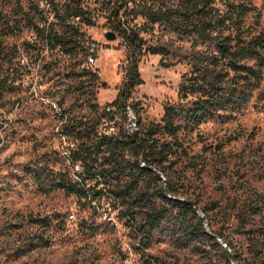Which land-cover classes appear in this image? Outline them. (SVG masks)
<instances>
[{
    "label": "rangeland",
    "instance_id": "1",
    "mask_svg": "<svg viewBox=\"0 0 264 264\" xmlns=\"http://www.w3.org/2000/svg\"><path fill=\"white\" fill-rule=\"evenodd\" d=\"M179 3L0 0V264H264V67L240 62L262 71L256 88L246 87L244 77L254 83L246 71L224 79L246 91L247 102L240 98L237 108L231 100L197 125L185 121L198 94H179L183 77L195 74L193 63H202V72L205 65L217 69V52L132 12L135 5L171 10ZM119 8L135 45L116 29ZM213 9L234 44L264 30V0H216ZM51 35L64 37L62 45ZM124 90L146 151H124L114 171L111 153L95 143L103 119L119 137L131 136L116 109ZM167 107L179 111L172 129L162 123ZM83 162L102 176L83 174ZM136 163L144 164L141 175L132 172ZM77 182L83 197L71 190ZM136 192L143 202L133 206ZM170 198L193 203L216 240L200 234L185 247V226L172 220L181 204ZM152 207L167 216L150 228ZM128 210L137 212L133 220Z\"/></svg>",
    "mask_w": 264,
    "mask_h": 264
},
{
    "label": "trees",
    "instance_id": "2",
    "mask_svg": "<svg viewBox=\"0 0 264 264\" xmlns=\"http://www.w3.org/2000/svg\"><path fill=\"white\" fill-rule=\"evenodd\" d=\"M216 0H181V3L177 5L175 9L171 10H162L161 8L153 9L152 7H146L145 5H135L132 12H135L136 16L140 15L144 17L151 24L163 23L168 28H171L175 33L182 35L194 36L195 42L200 43H209L212 44L217 52V55L214 56L213 66L217 69H209L208 65L204 66V72L200 65L202 63H193L191 65L192 72L194 75H190L188 78L183 77V82L179 87V94L185 97L188 93L198 94L197 99L192 103V105L185 112V121L194 123L195 125L200 124L202 121L207 120L208 118L215 119V112L218 108L224 110L232 103L238 108L240 106V98L242 101H246L248 96L246 91H237V86L235 85L233 89L226 87L229 80H224L225 77L229 76V72L232 71L235 74L240 72L248 73L253 77L252 83L248 77H244L243 80L246 81L245 85L247 88L257 87L260 84L261 70L254 71L250 67H246L240 62L245 59H253L257 62L260 68L264 67V30L252 40L248 42L241 41L239 37H236V43H232L234 40L230 35L223 34L224 18L217 17L213 4ZM232 6V5H230ZM179 8V9H178ZM242 10L241 14H244V7H240ZM122 8H119V11H114L113 17L119 22L117 23V31L120 35L123 36L131 45L137 44L138 38L135 34H130L127 27L120 24L119 13ZM76 13L75 17H78ZM228 18V17H227ZM232 20V17H230ZM232 24V22L230 23ZM236 33H238L239 27L233 26ZM229 30V28H228ZM49 39L54 44H61L64 42V37L58 35H51ZM151 54H157L158 51L150 49ZM204 64V63H203ZM166 67V65H164ZM218 70V71H217ZM133 70L129 72V75H132ZM222 72L225 74L222 75ZM229 91V95H227ZM239 96L237 101H233L234 95ZM118 104V101H116ZM179 111L174 107H167L164 112L162 123H164L167 128H174V122L179 116ZM184 112V111H183ZM215 115V116H214ZM144 141L139 138V133L131 135L128 138L119 137L118 135H103L97 140L96 148L97 150H102L103 147L107 148L111 153L110 155L113 158L112 166L114 171L121 169L122 163L120 162V157L125 151L131 150L132 157H138L139 155L145 153ZM129 147V148H128ZM146 158V156H144ZM78 157H74L73 161H78ZM83 174L88 176L100 175L104 170L96 171L92 165L86 164L83 162ZM135 169L132 171L136 174L141 175L145 170L141 165L136 163L134 165ZM78 182L72 185V191L76 192L79 197H83L84 192L77 188ZM169 192L175 193L176 191L170 186L168 188ZM98 192L93 196V200L100 199L102 194ZM101 196V197H100ZM118 198H123L117 194ZM172 198V197H171ZM170 198V199H171ZM133 206L140 205L143 202L142 192H136L135 196H131ZM179 199H171L172 203H180L181 212H178L172 217L173 222L179 226L184 227V237L185 242L183 243L185 247L191 242L194 243V240L199 237L200 234L209 236L216 240V235L213 233H207L204 227L205 220L199 217L197 211L193 208V203H183L179 202ZM149 212V213H148ZM146 213V224L150 228L154 225L160 224V222L167 216L166 210L150 208ZM135 211L128 210L126 215L130 219H134L136 216ZM194 221V226H188V222ZM208 226V224H207ZM209 227V226H208ZM141 230H143L141 228ZM143 233V232H142ZM192 243L190 245H192ZM228 245V243H227ZM143 246H146L143 244ZM226 253V251H225ZM156 264H171L164 261L155 259ZM178 264V263H173ZM225 264H229L228 260Z\"/></svg>",
    "mask_w": 264,
    "mask_h": 264
},
{
    "label": "built area",
    "instance_id": "3",
    "mask_svg": "<svg viewBox=\"0 0 264 264\" xmlns=\"http://www.w3.org/2000/svg\"><path fill=\"white\" fill-rule=\"evenodd\" d=\"M88 60H89V62H93V59L91 57L88 58ZM125 94L126 93L124 90L122 93V98H120L118 100V104L116 105V109H120L123 111V115H124V118L126 120L125 129L129 133V135H134V134L139 132L138 121H137V118H136V115H135L133 109L131 108L130 105H128V103L125 100V96H126ZM116 109L114 107H108L105 110H106L107 114L113 115ZM99 134H100V136L116 135V127H115L114 123L111 121H107L106 119H103V121L99 125ZM76 170H77V172L75 174L78 173L79 168H77ZM68 218L70 220H73L74 216L70 215Z\"/></svg>",
    "mask_w": 264,
    "mask_h": 264
},
{
    "label": "water",
    "instance_id": "4",
    "mask_svg": "<svg viewBox=\"0 0 264 264\" xmlns=\"http://www.w3.org/2000/svg\"><path fill=\"white\" fill-rule=\"evenodd\" d=\"M111 36V37H110ZM106 37L108 38V39H113V35H109V34H106ZM110 37V38H109Z\"/></svg>",
    "mask_w": 264,
    "mask_h": 264
},
{
    "label": "bare ground",
    "instance_id": "5",
    "mask_svg": "<svg viewBox=\"0 0 264 264\" xmlns=\"http://www.w3.org/2000/svg\"><path fill=\"white\" fill-rule=\"evenodd\" d=\"M141 166L143 167L144 166V164H141ZM225 246V245H224Z\"/></svg>",
    "mask_w": 264,
    "mask_h": 264
}]
</instances>
